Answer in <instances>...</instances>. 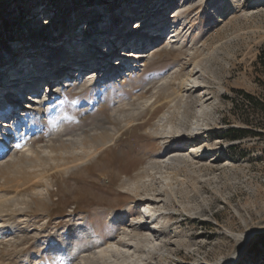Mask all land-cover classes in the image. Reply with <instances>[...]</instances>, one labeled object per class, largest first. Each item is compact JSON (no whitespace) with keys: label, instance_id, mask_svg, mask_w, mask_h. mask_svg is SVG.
<instances>
[{"label":"rangeland","instance_id":"374dc122","mask_svg":"<svg viewBox=\"0 0 264 264\" xmlns=\"http://www.w3.org/2000/svg\"><path fill=\"white\" fill-rule=\"evenodd\" d=\"M157 3L0 0V124L4 114L9 127L0 131V146L6 142L0 165L26 151L12 149L7 137L12 140L14 135L9 130L18 109L31 106L26 99L39 97L48 87L53 93L41 115L38 109L28 111L34 122L30 132L34 151L50 149L51 141L55 142L52 149L58 150L62 141L56 140L57 135L64 130L60 139L72 141L63 143L68 149L84 130L96 138L120 133L115 145L87 164L66 174L54 173L49 195L29 209L20 212L26 205L12 207L16 212L4 218L9 224L0 227V264H86L81 260L65 263L53 250L62 245L60 237L68 236L81 221L98 242L87 251L83 245L89 243L81 240V251L85 249L87 255L112 248L102 264H264V0H166L164 12L157 13L159 17L143 31L152 37L146 39L149 43L142 44L137 36L130 43V47L140 46L137 52L146 59L137 67L133 61L127 64L124 44L137 35L134 30L146 18L144 13L155 8L152 13L156 14ZM178 17L184 20L183 40L172 42ZM165 21L167 25L162 26ZM129 30L132 34L125 37ZM161 30L163 34L155 39L152 33ZM96 58L102 63L101 73L92 74ZM86 62L84 69L80 65ZM196 62L201 72L196 70L193 79L203 84L189 83L181 90L180 82L188 78ZM109 63H116L114 71L107 67ZM132 68L133 75L128 76ZM32 71L34 76L29 74ZM8 72L4 81L2 75ZM81 72V79L94 76L88 87L77 90L73 85L57 91L56 86L76 82ZM17 75L25 77L17 82L20 85L11 83ZM179 75L181 79L176 80ZM162 83L166 87L157 99L163 101L173 91L186 96L193 107L190 123L179 111L170 119L181 130H157L159 120L173 112L166 103L124 128L116 119V109L143 104ZM6 101L10 105L5 112ZM62 123L65 128L60 130ZM232 129L252 134H227ZM179 143L182 149H177ZM174 156L181 160L173 164ZM45 167L52 170L51 164ZM36 172L34 166L26 165L0 181V190L11 193L23 176L29 179ZM128 182L142 188L130 191ZM170 186L174 198L169 196ZM145 204L150 209L140 214ZM128 208V215L117 217ZM155 212L159 222L149 225L147 217ZM135 214L138 220L130 224ZM9 225L15 236L3 229ZM161 226L168 227L166 234Z\"/></svg>","mask_w":264,"mask_h":264},{"label":"bare ground","instance_id":"6f19581e","mask_svg":"<svg viewBox=\"0 0 264 264\" xmlns=\"http://www.w3.org/2000/svg\"><path fill=\"white\" fill-rule=\"evenodd\" d=\"M157 4H158V6H157L156 14L152 13V12L155 11V8H152L151 12L148 11L147 13H144L146 18L145 19H141L139 22H137L135 30H134V33H136L137 35H133V37H132L133 39L132 40L129 39V41H127L124 44L125 49L128 51L127 52L128 56L124 57L127 60V64H130V62L133 61V65H135L137 67V65L142 61L141 59H143V58L146 59V55L145 54H143L142 52H140V53L137 52L138 47H140V46L130 47V43H132V41L135 39L134 36L135 37L137 36L136 38L141 39V41H143L142 44H148L149 43L150 40L147 41L146 39H148V38L151 39L152 37H149L148 32H145V33L143 32V34H141L142 36H140V37H138V35L140 34L139 32L144 31V30L145 31L148 30V28H149L148 25L149 26L151 25V23L153 21L152 19H154L156 17L157 18L159 17V14H157V13L164 12V10H162V9L164 7H166V5H167L166 4V0H162V1L158 0ZM164 4H165V6H164ZM181 7L183 9H185L186 5L183 4ZM216 12H219V9ZM215 16H217V13H215ZM148 19H150V20H148ZM182 21H184V20H183V18H180V17H178L174 21V25L177 24V26L174 28V30L172 32V36H171V39H170V40H172V42L175 41V40H183V36H182V33H181V28H182L181 23H183ZM157 23H159V22H157ZM165 24H166V21H165V23L163 22L162 26L165 25ZM128 32H126L127 35H125V37H129L132 34L131 30H129ZM163 32L164 31L161 30L159 32L152 33V35L154 36L155 39L156 38H160V35H162ZM170 44H172V43L170 42ZM114 47L116 48V45ZM132 50H134L135 52L131 53ZM110 51H112V49H109V52ZM98 55H100V54H98ZM102 55L106 56L107 58L109 57V55H107V53L105 51H103ZM93 62H95V66L93 65V67L95 68V71L92 72V74H97L95 72H97L99 70V68H102V66H101L102 63H99L100 62L99 58H96ZM17 64H15L16 66H15L14 70L16 69ZM57 65H58V62H57ZM87 65L88 64L86 62L85 64L83 63L80 66H83V68L86 69ZM114 65H116V63H109L107 65V67L114 71L115 70V68L113 67ZM65 67L67 69L68 65H65ZM62 68H64V66H62ZM21 69L23 70V68H21ZM200 69L201 68H200L199 62H196V64H194V66H193V69L190 71L189 76H187L188 78L184 79V80H182L180 82V89L181 90H184L185 88H188L189 87L188 86L189 83H191L193 87L196 86V85H199V84H203L201 81H198L197 79H193L194 78L193 77L194 72L196 70L197 71L199 70L201 72ZM29 71H30V67H29L28 72ZM62 71H63V69L60 70V72H62ZM129 72H130V70H128V73ZM132 72H134V68L131 69V72L129 74L127 73L128 76H132L133 75ZM99 73H101V70H99ZM24 74L25 73H23V76H24ZM29 74L31 76L35 75V73L33 71L31 73H29ZM81 74L83 75V72H81L78 77L76 76L77 77L75 79L76 82H73L72 85L66 83L65 85L62 86V88L60 86H56L57 91H62L63 88H65V87L66 88L67 87L71 88V87H73V85H76L75 88L77 90L78 89H82V88H84L86 86L88 87V85H90L93 82L94 76H88L89 77L88 79H86L85 77L83 79H81ZM9 75H10V72L5 74V76L2 75L4 77V81H6L9 78L8 77ZM18 75L13 77V80L11 81V83L14 84V83L20 82L21 80H25V77H23V76H22V78H19V76L21 74L19 76ZM176 77H178V76H176ZM180 77H181V75H179V77L176 80L181 79ZM73 79L71 80V82L73 81ZM27 83L30 84L29 82H27ZM162 84H164V83H162ZM16 85H20V83H17ZM164 86L166 87V84L159 86L160 89L158 90V92L156 94H153V95L151 94L152 96L150 95V98L145 97V102L143 104L142 103L141 104L137 103L138 104L137 106L136 105L132 106L133 104H130L131 107H129L130 108L129 110H127V106L126 105H123L122 107H118L116 109V112L118 114L116 116L117 121H120L122 123V125H124V128L130 127V126L136 124V121H137L136 118L139 115L147 112L148 110H149V112H151V114H154L155 110L160 105L168 103V105H170V110H173L174 113L173 112L172 113L168 112V113L165 114V116L161 120L158 119L160 122L156 126V129L157 130L166 129V127H168L170 130H174V131H175V129H180V127L178 128V127L174 126L173 124H171V119L170 118L174 117V116H172L173 114L175 115L179 111L180 112L184 111V114L182 115L183 116V120L188 121L189 115L191 116V108H193V107L189 106L190 103H189L188 100H186V98H187L186 96H183L181 93H180L181 95L180 94H175L174 91L171 92V93L170 92L167 93L166 96L164 97L163 101L160 100V98L157 99V97L159 96L158 94L160 93V91L163 89ZM47 92H49V87L47 89ZM50 93H53V89H51ZM184 97H186V98H184ZM40 98L41 97H35V99H33V101H32V99H29V98L26 99V100H29L30 103H32L31 106H28V108L25 109V110L24 109H21V110L18 109V111H17L18 112L16 114V119L17 120L15 119V121H14V126L12 127L13 129L10 128L11 130H9L10 132L13 131L12 133H13L14 137L12 138V140H11V138L9 139L7 137V140H10L12 142V145H14V146H12V149H14V150L20 149L22 151V149L25 148L27 153H24V152H26V151H24L25 150L24 149L23 150L24 152H21L22 153L21 156L13 154L14 156H11L10 160H8V161L4 162V164L0 165V181L3 182L5 180H7L9 177H11L12 175L15 176L16 174L20 173L22 171V169L26 165L34 166L35 170H39V172H36L33 175H31V178H29V179H27L28 176L27 177L23 176L22 178H23L24 181L18 182L16 184V188H18V189H14V191L11 192V193L10 192L9 193L3 192V190H0V191H2V192H0V227H3L5 225L9 224L8 221L4 220V218H6L8 216V214H10V213L13 214V213L16 212L15 209L12 208L15 205H26L25 207H21V208L18 209V210H20V212H23L26 209H29V205L36 204L37 200H40V199H42V197H45V196L49 195V189L53 186V183H54L53 182V177H52L54 173L61 172V173L66 174V173H69L70 171H72L73 169H76V168H78V167H80V166H82L84 164H87L93 158L98 156L100 153L104 152L108 147H110L111 145H115L117 143V141H118V138H119V134L120 133H115V132L113 133V135L110 138H109V135H105V137H102L100 135V136H98V138H96L91 133L88 134V133L84 132L85 131L84 130V131L80 132L78 134V136H77L78 138L76 137L77 139L74 140L76 142L75 146L73 148L68 149L69 147L66 148V146H64L63 143H65L66 141H69V142H72V141L71 140H65V139L61 140L60 139V138L64 137L62 135L65 132V130H64V131H61L59 134L56 133V134H58L56 140L62 141V144H60V146H58V147H60V148H58V150H53L52 149V147H55L54 146L55 142L51 141L50 144H49V148L51 146L50 149L46 148L47 150H44V151H41V152L40 151H36V150L34 151L33 149H34L35 142L32 140V136L30 135V132H33V130H34V122L29 120L30 115H29L28 111L31 110V109H38V111H39L38 114H39V116L41 115V113L44 110V107H45V105L47 103L46 102L47 99L44 98L45 100L40 103V101H39ZM21 99L23 101V98H21ZM38 103H40V104L38 105ZM8 105H10V103L8 101H6V103H4L2 105L3 110H5V112L7 111L6 107ZM191 105L193 106V104H191ZM12 107H14V105ZM204 116H205V114L202 113V117H204ZM1 117L4 120L2 121L3 124H0V128H1L0 131H3L4 130L3 128L8 127V124H7V121L5 120L6 116L3 114ZM176 117L178 118V116H176ZM183 122L184 121H182V123ZM145 123H146V121H145ZM175 125H178V124H175ZM22 127L24 129H22ZM62 128H65V124L64 123H62V127H61L60 130H62ZM100 128H101V131L103 132V134H106L102 130V129H104V127L101 126ZM9 131H7V132H9ZM177 131L179 132V130H177ZM161 132H162V130H161ZM161 132H159V133H161ZM181 132H180V134H181ZM168 133H170V132L168 131ZM5 144H6V142L1 144V146H0V151L1 152H4ZM182 144L183 143H179V148H177V149H182V148H180V146ZM66 149H68V150H66ZM48 156L49 157L53 156V157L52 158L50 157L51 159L49 161H47V160H45V158L48 157ZM54 156H55V158H54ZM170 159L172 160V162H174L173 164H175V163H177V162H179L181 160V158L175 157V156L170 158ZM51 160H52V162H51ZM50 164L52 166L51 167L52 170L47 171L45 166H48ZM140 181H142V180H140ZM136 183H138V181ZM133 184L129 185L130 186L129 190L130 191H134V192L137 193L138 189H141L142 186H138L137 184L133 185ZM169 194H170L169 196L171 198H174L175 191H174V188H172V186L169 187ZM142 207H143V209L139 211L140 214H144L150 209L147 204L143 205ZM130 210H131V208L126 209L122 214H117V217H120V215H123L125 217L126 215L129 214ZM136 216H137L136 214H135V216H130V219H131L130 224H134L135 223L134 221L138 220ZM151 216L154 217V218L152 220H150L149 223L156 224V223L159 222V217H158L157 212L152 213ZM160 228H161L162 232H164V233H165V231L168 230V227H166V226H161ZM3 229H8L12 233H14V236L17 233L15 231L13 225H9V226H7V227H5ZM68 233H69L68 236L62 235L60 237V238H62V245H60V247H57V245H56L53 248V250L55 249L54 250V254H55L54 256L55 257L58 256L59 258H62L65 261V263H66V261L70 263L72 261H77L78 262V260H81V262H84L86 264H102V263L106 262L105 261L106 258L109 257V256H107L108 253L109 252H113L112 248L108 247L106 249H102L97 254L96 253H92V254L89 253L87 255L85 254V251L88 249L89 246H92V244L95 245V244L98 243L95 240V238L92 236V232L90 231V229H89V227H88V225H87V223L85 221H81L80 223H78L76 225V228H74L72 231L70 230V232H68ZM81 240L82 241L86 240L89 243V244L86 243V244L83 245V248L86 249V250L84 249V251H81V247L79 245ZM87 251H89V249ZM81 253H84L85 255L82 256ZM110 256H112V255H110ZM61 262H62V260H61Z\"/></svg>","mask_w":264,"mask_h":264},{"label":"trees","instance_id":"16d2710c","mask_svg":"<svg viewBox=\"0 0 264 264\" xmlns=\"http://www.w3.org/2000/svg\"><path fill=\"white\" fill-rule=\"evenodd\" d=\"M227 134L235 135L237 137H245V136H247L249 134H252V132L249 131V130H245V129H238V130L237 129H232V130H229L227 132ZM263 242H264V240H263Z\"/></svg>","mask_w":264,"mask_h":264},{"label":"water","instance_id":"95a60500","mask_svg":"<svg viewBox=\"0 0 264 264\" xmlns=\"http://www.w3.org/2000/svg\"><path fill=\"white\" fill-rule=\"evenodd\" d=\"M135 25V24H134Z\"/></svg>","mask_w":264,"mask_h":264}]
</instances>
